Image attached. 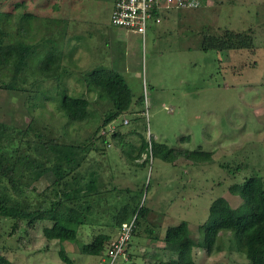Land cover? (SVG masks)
I'll return each instance as SVG.
<instances>
[{
    "label": "rangeland",
    "instance_id": "obj_1",
    "mask_svg": "<svg viewBox=\"0 0 264 264\" xmlns=\"http://www.w3.org/2000/svg\"><path fill=\"white\" fill-rule=\"evenodd\" d=\"M18 1L0 3L12 10ZM80 4L78 16L86 23H80L82 32L76 37L71 21H58V0H25V7L35 14L25 41L38 44L33 56L36 61L33 58V67L28 64L14 80L11 68L1 70L0 81L17 88H0V123L7 126L0 127V153L13 145L25 146L26 139L34 138L33 132L62 136L67 120L51 102L56 83L72 95H84L98 114L108 107L104 96L86 89L82 77L94 68H120L115 55L121 47L115 48L113 41L120 30L109 23L108 0H81ZM160 14V21L149 26L144 39L127 33L133 55L127 66L129 73L121 70L132 100L143 97L142 104L135 105L142 113L134 132H129L130 115H120L114 121L122 124L125 136L123 144L110 139L111 165L105 162L104 166L108 179L113 175V188L91 200L95 215L79 227L77 243L64 244L73 264H109L108 259L102 260L104 254L79 253L78 245L89 242L96 233L108 234L110 239L118 234L112 214L127 201L129 193L138 195L139 206L145 205L149 211L141 229L130 235L129 246L113 264H153L155 257L165 255L161 239L166 227L184 220L194 240L202 241L199 225L207 218L214 198L222 196L232 207L239 206L242 199L231 194L229 187L254 175L264 181V0H199L196 7L163 9ZM225 27L239 31L250 28L253 47L200 48L206 31ZM54 40L63 53L64 72L59 81L40 73L44 69L40 56ZM20 85L31 92L21 90ZM37 92L41 102L37 101L35 108L27 97ZM30 121L32 130L23 138ZM114 123L108 131L117 129ZM94 128L90 123L85 127L71 124L66 129L70 135L83 137ZM137 131L170 147L211 151L210 160L195 164L180 156L172 163L149 156L140 166L144 154L131 160L124 152L139 147ZM97 145L102 143L97 140ZM52 180L48 172L30 186L38 192ZM46 225L50 222L27 226L25 220L0 218V255L16 264H65L58 256V241L47 240L42 234ZM216 243L220 248L211 253L202 248L193 250L197 264H249L227 232L221 233Z\"/></svg>",
    "mask_w": 264,
    "mask_h": 264
},
{
    "label": "trees",
    "instance_id": "obj_2",
    "mask_svg": "<svg viewBox=\"0 0 264 264\" xmlns=\"http://www.w3.org/2000/svg\"><path fill=\"white\" fill-rule=\"evenodd\" d=\"M2 1L6 0H0ZM34 18V12L25 7V0L15 2L12 10L7 7L4 9L0 3V73L3 68H11V80L17 74L22 75L33 58L36 61L33 56L37 52L38 44L25 41L32 31ZM68 22L69 19L65 23ZM49 47L47 53L44 51L40 56L41 66L44 67L43 70L39 69L40 73L54 80L60 79L64 72L63 53L58 50L56 40ZM252 47L250 28L239 31L225 27L206 31L200 40L202 50ZM30 66L33 67L32 64ZM82 79L88 91H95L108 100L109 105L102 114L91 108L90 101L84 95H72L67 88H58L56 83L51 102L67 120L62 127V136L52 132L51 135L33 132L34 138L26 139L25 146L13 145L0 153V218L25 220L27 226L35 222H50V225L41 228L42 234L47 240L58 241V256L65 264H73V260L66 254L64 244H76L79 227L87 225L89 218L95 215L91 200L113 188L110 185L113 175L109 174L108 179L104 165L105 162L111 165L110 139L123 144L122 139L125 136L121 130L122 124H115V119L120 115H130L129 132H134L137 127L136 120H139L142 113L135 105L142 104L143 97L132 100L125 78L115 69L94 68L83 74ZM15 87V84L0 81V88ZM19 88L31 92L21 85ZM41 96L46 98L43 94ZM38 97V92L28 95L31 106H39ZM90 123L95 128L90 133L87 131V136L79 137L76 132L75 135H70L66 129L71 124L85 127ZM111 123L117 129L109 132ZM0 127L7 128L2 123ZM32 127L33 123L30 121L24 129L23 138ZM137 132L141 138L139 147L122 150L131 160L144 154L140 166L146 164L149 156H157L172 163L180 156L195 164L210 160L211 151L170 147L156 142L152 137L144 138L140 131ZM97 140L102 146L97 145ZM48 172L53 176L52 182L36 192L30 185ZM125 191L128 193L130 189ZM229 192L242 199L241 205L232 207L222 196L214 198L209 204L207 218L199 225L202 241L194 240L184 220L166 227L161 239L165 255L155 257L153 264H197L193 250L202 248L206 253L219 250L220 245L216 241L221 233L226 232L231 235L235 249L244 255L249 264H264V181L262 177L254 175L245 179L241 185H231ZM137 196L129 193L127 201L112 214L117 229L134 217L132 236L141 229L149 211L145 205L139 206ZM110 238L108 234L96 233L89 242L78 245V251L88 255H105ZM129 244L128 240L124 251ZM127 251L130 254L129 249ZM0 264L16 263L0 255Z\"/></svg>",
    "mask_w": 264,
    "mask_h": 264
},
{
    "label": "built area",
    "instance_id": "obj_3",
    "mask_svg": "<svg viewBox=\"0 0 264 264\" xmlns=\"http://www.w3.org/2000/svg\"><path fill=\"white\" fill-rule=\"evenodd\" d=\"M198 5L199 0H114L109 23L112 27L137 33L144 39L149 26L160 21L161 10ZM134 227V217L120 225L118 234L109 242L102 260L106 258L109 264H113L118 256L124 253V247Z\"/></svg>",
    "mask_w": 264,
    "mask_h": 264
},
{
    "label": "crops",
    "instance_id": "obj_4",
    "mask_svg": "<svg viewBox=\"0 0 264 264\" xmlns=\"http://www.w3.org/2000/svg\"><path fill=\"white\" fill-rule=\"evenodd\" d=\"M107 1V0H106ZM110 3V9H109V14L113 5V1L114 0H108ZM81 0H58V21L59 22H66L68 19L72 22V26L75 30V32H77L76 37H78L80 35L79 31L81 30L79 25L80 23H86L84 22L85 20L81 19L78 16L79 10H80V4ZM96 10L95 8H92V11ZM83 20V22H81V20ZM109 20V17H108ZM67 24V23H65ZM116 28V27H114ZM120 31H117L116 34V38L117 40H113L114 41V46L115 48L121 47V49H119V51H117V54H121V51L124 50V52L117 56V54L115 55V60L117 65H119L120 68H114L116 71H118L120 74H122V70L123 69L125 72L129 73L128 69V64L131 63V58H132V52H130V48L127 44V33H134V32H130V31H126L125 29H121L119 28ZM82 32V31H80ZM112 41V43H113ZM120 42H122V45H120ZM98 51L100 49H97ZM110 60H111V56H110ZM114 60V61H115Z\"/></svg>",
    "mask_w": 264,
    "mask_h": 264
}]
</instances>
